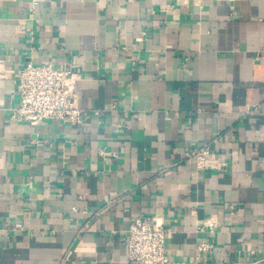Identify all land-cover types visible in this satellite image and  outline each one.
Segmentation results:
<instances>
[{"label": "crops", "instance_id": "crops-1", "mask_svg": "<svg viewBox=\"0 0 264 264\" xmlns=\"http://www.w3.org/2000/svg\"><path fill=\"white\" fill-rule=\"evenodd\" d=\"M29 59L78 65L80 125L11 117ZM0 69V264H128L149 215L170 259L264 264V0H0Z\"/></svg>", "mask_w": 264, "mask_h": 264}, {"label": "built area", "instance_id": "built-area-1", "mask_svg": "<svg viewBox=\"0 0 264 264\" xmlns=\"http://www.w3.org/2000/svg\"><path fill=\"white\" fill-rule=\"evenodd\" d=\"M38 2L34 1L33 5ZM2 73L0 69V75ZM17 76L19 102L11 111L13 119L30 125H38L48 119L71 125H80L83 122V110L78 105L77 82L81 79V73L77 64L56 67L51 62L35 63L29 59L18 70ZM186 160L193 163L197 170L220 169L226 165L224 160L214 158L209 145L191 150L187 153ZM230 207L232 208V205ZM217 226L218 219L211 216L201 220L197 230L214 233ZM166 235L167 229L161 217H136L126 230L128 264H193L192 261L173 260L168 257ZM213 249L212 240L201 239L195 245V259L199 260L203 254Z\"/></svg>", "mask_w": 264, "mask_h": 264}]
</instances>
